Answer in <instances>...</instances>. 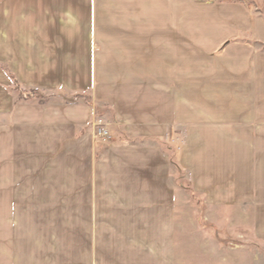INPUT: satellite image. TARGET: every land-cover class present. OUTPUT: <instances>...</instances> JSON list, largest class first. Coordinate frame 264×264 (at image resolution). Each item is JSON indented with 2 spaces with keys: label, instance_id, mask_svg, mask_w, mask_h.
Returning <instances> with one entry per match:
<instances>
[{
  "label": "crops",
  "instance_id": "0c3cea01",
  "mask_svg": "<svg viewBox=\"0 0 264 264\" xmlns=\"http://www.w3.org/2000/svg\"><path fill=\"white\" fill-rule=\"evenodd\" d=\"M259 1L0 0V264H177L189 226L156 144L175 130L208 215L264 243ZM95 45L116 69H96ZM5 69L22 87L91 88L122 131L103 161L89 106L17 102ZM202 237L215 264L256 261Z\"/></svg>",
  "mask_w": 264,
  "mask_h": 264
},
{
  "label": "rangeland",
  "instance_id": "374dc122",
  "mask_svg": "<svg viewBox=\"0 0 264 264\" xmlns=\"http://www.w3.org/2000/svg\"><path fill=\"white\" fill-rule=\"evenodd\" d=\"M242 5H251L253 1L258 0H224ZM260 3L262 0L259 1ZM99 47V46H98ZM95 45V61L96 69L102 67V61L109 63V67L116 69L118 61V51H107L102 54V51H96L98 48ZM106 53V54H105ZM8 77L11 79L12 86L9 90L14 91L15 100L17 102H28L29 104L49 105V104H85L92 110L91 120L83 131L89 132L88 135L94 145V163L103 161L104 156L101 154V145L108 143L114 138L115 132H122L119 126L111 125L109 120L112 117L111 108L107 105L97 104L93 99L92 89L86 91H67L65 89H45L22 87L16 77L5 69ZM104 117V118H103ZM104 127L109 132L108 139H101L96 135V129ZM121 135V134H120ZM120 137V136H119ZM123 138V137H122ZM125 139V138H123ZM121 139V140H123ZM132 141V139L128 140ZM182 141L180 131L171 132L169 139L157 140L160 151L166 155L169 163V176L174 183L175 191V207L179 211L175 216L177 224H187L189 232L180 233L177 239L176 252L177 264H215L211 262L208 256L204 255L200 246L205 235V240H214L226 248L236 249L243 257H253L256 259L254 264H264L258 258H264V243L256 238L250 237L249 233L240 232L229 228L232 216L223 215L213 217L208 215L207 205L204 196L196 192L191 185L189 174L179 165L178 161V146ZM101 143V144H99ZM106 159V158H105ZM190 209V210H189ZM241 218V217H239ZM245 218V217H243ZM242 223H245L243 221ZM217 225V226H214ZM183 234V237L181 236ZM201 238L199 239V237ZM238 242V247L232 246L230 241ZM189 250V252H188ZM186 262H184V261ZM218 264V263H216Z\"/></svg>",
  "mask_w": 264,
  "mask_h": 264
},
{
  "label": "built area",
  "instance_id": "2783aa9c",
  "mask_svg": "<svg viewBox=\"0 0 264 264\" xmlns=\"http://www.w3.org/2000/svg\"><path fill=\"white\" fill-rule=\"evenodd\" d=\"M96 135L101 138V139H108L109 138V132L106 128L104 127H98L96 129Z\"/></svg>",
  "mask_w": 264,
  "mask_h": 264
}]
</instances>
